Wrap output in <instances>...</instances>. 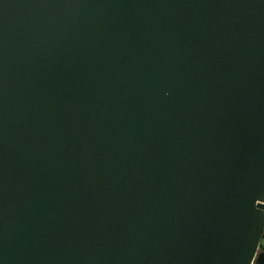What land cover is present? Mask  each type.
Here are the masks:
<instances>
[{"label": "water", "instance_id": "water-1", "mask_svg": "<svg viewBox=\"0 0 264 264\" xmlns=\"http://www.w3.org/2000/svg\"><path fill=\"white\" fill-rule=\"evenodd\" d=\"M264 0H0V264H264Z\"/></svg>", "mask_w": 264, "mask_h": 264}, {"label": "trees", "instance_id": "trees-1", "mask_svg": "<svg viewBox=\"0 0 264 264\" xmlns=\"http://www.w3.org/2000/svg\"><path fill=\"white\" fill-rule=\"evenodd\" d=\"M264 239V238H263ZM261 249H262V251H264V246L263 245H261Z\"/></svg>", "mask_w": 264, "mask_h": 264}, {"label": "rangeland", "instance_id": "rangeland-1", "mask_svg": "<svg viewBox=\"0 0 264 264\" xmlns=\"http://www.w3.org/2000/svg\"><path fill=\"white\" fill-rule=\"evenodd\" d=\"M262 245L264 246V239H263V241H262Z\"/></svg>", "mask_w": 264, "mask_h": 264}]
</instances>
